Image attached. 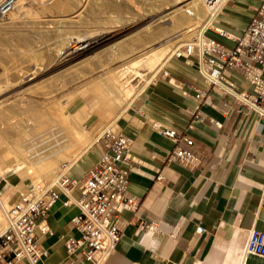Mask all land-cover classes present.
<instances>
[{"label":"crops","instance_id":"1","mask_svg":"<svg viewBox=\"0 0 264 264\" xmlns=\"http://www.w3.org/2000/svg\"><path fill=\"white\" fill-rule=\"evenodd\" d=\"M258 6L257 0H230L207 36L233 48L235 44L217 30L239 36ZM226 73L239 91L251 92L239 72ZM197 92L204 94L201 100L195 98ZM118 114L111 123L98 116L95 130L89 131L109 124L115 134L132 139L127 192L140 205L119 214L121 237L106 264H264V257L244 252L251 230L264 233V118L207 85L195 63L175 56ZM160 130L173 131L175 139ZM105 145L101 135L66 167L64 176L82 180ZM176 148L195 155V168L170 160ZM14 183L0 174V194L7 202L19 198ZM58 193L40 224L50 233L35 231L37 244L47 252L37 264H66L77 257L66 254L64 240L79 236L71 220L79 214L75 201L80 192L76 188ZM78 264L92 262L79 258Z\"/></svg>","mask_w":264,"mask_h":264},{"label":"rangeland","instance_id":"2","mask_svg":"<svg viewBox=\"0 0 264 264\" xmlns=\"http://www.w3.org/2000/svg\"><path fill=\"white\" fill-rule=\"evenodd\" d=\"M161 2L162 0H44L41 3L40 0H26L21 17L16 20L7 19L5 24L0 26V145L3 143L0 146V171L7 168L15 158H26L41 148L46 149V153L42 155L45 156L60 151L70 144L73 145V130L72 126L66 122L67 119H73L79 114H87L78 126L89 130L97 125L95 120L97 115L91 111L95 100L90 92H85L86 94L82 96L81 90L83 91L88 85L96 83L98 79L104 78L107 73L109 75H112V72L115 74V71L119 73V69L123 70L129 60H137L142 57L139 55H143L140 53L142 49V52L146 53L156 44L161 43L160 40H167L168 36L170 38L171 35L182 33L183 29L189 25L187 22H179L175 23L172 28L170 27L172 23L166 21V23H156L154 26L152 24L147 28L149 30L147 32L148 30L144 26L154 19L149 18L142 22L138 19L143 18V13L146 17L147 14L149 15L156 8L161 7L163 4ZM229 2L230 0H227L223 4L212 24L201 33L194 30L184 37L176 38L175 48L191 42L199 34L207 35V32L215 27L217 18ZM186 3L187 1L181 2L177 6V8L182 7L180 14H183L184 17H187L189 12ZM150 4L152 7L158 5L153 9ZM172 10H165L163 15ZM36 11L38 14L35 13ZM134 20H138L140 23L134 22ZM201 23L197 26L200 27ZM132 26L133 28H130ZM126 28L130 29L126 30ZM158 30L161 31L158 32ZM79 37L87 39L86 42L97 41L95 47L77 60L58 62L57 50L61 44H82L83 42H79ZM147 37L151 39H147ZM171 53L166 55L167 58L172 56L173 53ZM118 54H122V58H119ZM138 69L141 76L129 78L130 75H126L129 80L131 79L127 86H131L135 92L141 90L146 81L149 79L151 81V76L155 72L145 67ZM74 98L79 102H76L77 100L75 101ZM75 102L76 104H74ZM113 103L116 106L107 123H111L121 111L118 102L114 101ZM64 105H72L75 113L72 112L68 116V112L59 109ZM66 117L68 118L66 119ZM109 131L115 132L114 129ZM43 134L45 135L40 137ZM43 140L46 143L38 147L37 150L26 152V149L34 147ZM63 140L64 142H62ZM59 142L61 144H58ZM3 150L9 151L11 154L6 160H2L1 151ZM27 161L34 162V160ZM58 162L57 164L64 171L70 164L69 160H65L63 163ZM6 174L15 180L14 186L20 195H25L35 188V185L28 180L20 183L14 170L8 171ZM54 183L47 187H51ZM15 201L7 202L6 196L0 194L1 208L11 206ZM1 220V227L4 228L5 223L2 215Z\"/></svg>","mask_w":264,"mask_h":264},{"label":"built area","instance_id":"3","mask_svg":"<svg viewBox=\"0 0 264 264\" xmlns=\"http://www.w3.org/2000/svg\"><path fill=\"white\" fill-rule=\"evenodd\" d=\"M203 1L207 7L219 10L227 0ZM257 1L259 6L255 15L239 36L217 30L219 36L235 44L233 48H227L203 33L174 51L172 56L195 63L207 85L233 96L264 118V0ZM14 3L15 0L0 1V26L5 24ZM229 71L239 72L252 88L251 92L239 91L227 76ZM203 96L197 92L195 98L201 100ZM159 133L175 139L171 130H160ZM102 138L107 145L82 180H70L62 174L51 187L33 188L20 195L11 206L3 208L5 227L0 231V264H16L22 260L37 264L46 257L47 252L36 242L35 231L40 229L43 234L50 233L40 224L58 200V191L70 192L76 188L80 192L75 201L79 214L71 220V225L79 236L66 238L64 247L68 256L77 257L66 264H78L79 258L92 264H106L121 237L123 224L119 214L137 210L140 203L127 192L132 168V139L111 131L102 134ZM185 142L188 146L193 144L188 139ZM169 158L188 170L195 168L197 162L194 154L181 148H176ZM196 231L202 233L203 229L198 227ZM244 252L264 257V233L251 230Z\"/></svg>","mask_w":264,"mask_h":264},{"label":"bare ground","instance_id":"4","mask_svg":"<svg viewBox=\"0 0 264 264\" xmlns=\"http://www.w3.org/2000/svg\"><path fill=\"white\" fill-rule=\"evenodd\" d=\"M43 1L44 0H40L41 3ZM186 1H187L186 7L188 8L189 12L186 11V12H188V15H187V17H184L183 14H180V8H182V7L179 6V8H177V6L181 2H186ZM25 2H26V0H15L14 7H13L12 11L9 13L7 19L8 20H16V19L20 18L21 15L24 12V9H25V6H26ZM46 2H48V1H46ZM161 3H163V4H161V7H158V8H156V6L159 4V2L154 7H152V5L150 4L151 8H153V9L156 8V10L155 11L151 10L152 12L149 10L151 12L149 15L147 14L146 17H145L144 16L145 14L143 13V18L142 19H138L141 22L144 21V20H147L149 18L154 19L150 23L147 22L148 25L144 26L146 29L148 27H150L152 24H153L152 26H154V24H156V23H161V22L162 23L163 22L166 23V21L172 23V25H170V27H172V28H174V24L175 23H179V22L180 23H186L187 22V23H189V25L183 29L184 30L183 32L181 31L182 33H180V34L177 33V35H171L170 38H168L169 37L168 36L167 40H165V39L163 41L160 40L161 43L159 42V44H156V46H154L151 50L149 49L148 51H146V53H144L145 51L142 52L143 51V49H142L140 53H143V55L139 54L142 57H139L137 60L136 59L129 60L128 63L125 65V68H123V70H121L122 68L119 69L120 70L119 73L117 71H115L114 72L115 74H113V72L111 71L112 75H109L107 73V76L105 75L104 78L98 79L96 83L88 85L85 89H83V91L81 90L82 96H84L87 92H90L92 94V97L95 100V102H94L93 107L91 108V110H93L92 112H94V115L95 114L97 115L96 112L98 110H100V109L102 110L100 115H97V117L99 116V117H103L105 119L108 118V116L110 115L109 111L114 110V107L116 106L113 103L114 101L118 102V105L120 106L121 110L125 111L130 106L132 100L137 95V93L139 91H141V90H138L137 92H135L132 89L131 86L130 87L127 86L129 81L131 80V79L129 80V78H134L137 75L141 76V73L139 72L138 68L145 67L146 69H149L150 71L154 70L155 71L154 75H155V73L167 61L168 58H167L166 55L171 53L173 48H175V39L176 38L184 37V35L192 32L194 30H197V31H199L201 33L205 28H207V27H209L211 25V23L214 20L216 14L219 12L216 9H211V8L207 7L204 4L203 0H190V1L189 0H182V1L181 0L180 1H176V0H162ZM225 3L226 2H224V4ZM222 7H223V5H222ZM151 8H149V9H151ZM167 9L168 10L173 9V10L171 12L163 15L165 13V10H167ZM35 13H37V11ZM138 20L137 21L134 20V22L135 21L139 22ZM200 22H202V23L200 24V27H199L197 25ZM132 25L134 26V24H132ZM144 25H146V24H144ZM133 26L130 27V28H133ZM130 28H126V30H128ZM160 29H161V27H160ZM126 30H124V31L126 32ZM144 31H146V30H144ZM159 31H161V30H158V32ZM123 32H122V34H123ZM147 32H149V30ZM151 32H153V31H151ZM119 34H121V33H119ZM158 34H160V33H158ZM144 35H146V34H144ZM83 37H85V36H83ZM148 38L151 39L150 37H147V39ZM79 39L81 40V41L79 40V42H83L82 44H78V45H76V44H74V45L63 44L62 45L61 44V47L59 46L60 48L57 50V61L58 62H60V63L64 62L65 63V62H69V61H73V60H77V59L81 58L82 56H84L88 52H90L95 47L96 42H97V41H91V40H90V42H86L87 39L84 40V38H81V37H79ZM101 43H103V42H101ZM123 47H124V44H123ZM180 47L181 46L176 47L174 49V51L178 50ZM145 48L148 49V47H145ZM118 50H120V48H118ZM121 52H123V51H121ZM122 54L121 55L118 54V56H120L119 58H122L121 57ZM164 60H165V62H163ZM162 62H163V64H162ZM122 63H124V62H122ZM123 65H121V66H123ZM128 74L130 75L129 78L126 77V75H128ZM153 76H151V77H153ZM149 82H150V79L148 81H146L145 85H147ZM251 90H252V88H251ZM78 96H81V95H78ZM76 100L77 99H75V101ZM76 102H79V101L77 100ZM76 102L74 104H76ZM70 104H71V102H70ZM64 106H60L59 109L62 110V111L65 110L66 113L68 112V116H70V113H72V112L75 113V109L73 108L72 105L71 106L70 105H66L65 107ZM76 112H77V110H76ZM86 112H87V110H86ZM77 113H79V112H77ZM118 115L120 116V114H118ZM86 116H87V114H83V115L79 114L78 116H76L73 119L70 118L72 121L70 119H67L68 117H66V119H67L66 122H68L72 126L71 128L73 130V134H72V136H73V140H72L73 145L70 144L67 147L64 146L65 147L64 149H60V151L58 150L55 153L53 152V153L47 154L45 156H42V155L46 153V149L41 148V149H39V151H35V153H33L32 155L27 156L26 158H21V157L18 158L17 157V159L15 158V160L9 166H7V168H5L3 171H0V174L6 173V172L11 171V170H14L15 171V176H18L19 179H20V183H23V182L28 180L32 184L35 185V188H39V186L47 187L48 185L56 182L57 179L64 172V170H61V168L59 167V164H57L58 161H60V160H62V161L63 160L64 161L65 160H69L70 161L69 163L72 164L78 157H80L82 155V153H84L93 143H95L102 134H104L106 131H109L110 129H112L111 128L112 125H109V124L103 125L96 132L89 131V130L84 129L82 127L80 128L78 126V124H79V122L82 121V119L86 118ZM115 117H117V116H115ZM97 122H98V120H96V123ZM115 123H116V118H115ZM95 127L96 126H93L91 129L95 130ZM44 135L45 134H43L40 137H43ZM62 142H64V140ZM45 143H46L45 140L40 141L39 144H36L34 147L31 146L30 149H26V152L37 150L38 147L44 145ZM1 144L3 145V143H1ZM58 144H61V143L59 142ZM2 145H0V146H2ZM7 150H8V148H7ZM1 154L3 155V159L2 160L8 159L9 155H11L9 153V151H6V150L1 151ZM27 160H34V162L33 163H29ZM60 162H58V163H60ZM63 162H61V163H63ZM20 183H19V185H21ZM1 205H2V203L0 204V211H1V214H0V227H1V221H2L1 220V215L3 216V208H5V207L1 208ZM3 221L5 223L4 216H3ZM2 228L3 227H1V229ZM1 229H0V231H1Z\"/></svg>","mask_w":264,"mask_h":264}]
</instances>
